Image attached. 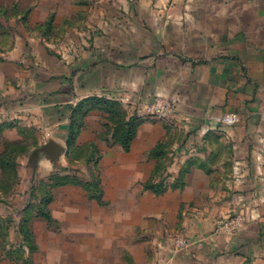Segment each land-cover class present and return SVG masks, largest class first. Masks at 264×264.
<instances>
[{"label":"crops","instance_id":"1","mask_svg":"<svg viewBox=\"0 0 264 264\" xmlns=\"http://www.w3.org/2000/svg\"><path fill=\"white\" fill-rule=\"evenodd\" d=\"M196 1L172 3L175 9L182 10L187 7L224 9L227 3H233V0ZM201 17L163 18L167 29L163 39L160 38L161 45L156 46L155 52L159 54L145 51L139 55L130 46L107 48L105 42L97 48H83L80 59H76L78 62L71 64L70 74H65L64 82L57 74L43 82L39 73L37 76H24L23 72L12 75L0 64V132L12 126L14 139L20 137V131L24 134V131L31 133L33 130L40 138L39 143L45 146L56 141L64 147L63 153L73 149L74 144L95 141L101 130L100 114L88 116L77 137L89 99L97 95V102L102 103L112 97L111 94L115 96L121 89L120 75L126 72L130 88L137 86L138 74H141L145 78V82H140L142 85L146 83L159 90L176 89L182 106L186 107L185 112L193 106L197 115V119L175 118L178 123L186 124L188 119L198 122V128L188 131L186 136L202 138L208 135L213 140L203 148L187 145L185 141L177 146L178 156L168 166V174L162 180L167 188L161 191L159 207H153L152 203L157 199L156 194L139 190L138 186L145 185L154 171L153 161L142 162L140 158L147 155L162 136L154 139L153 134L144 138L139 147L140 129L131 151L124 154V160L119 159L121 150L99 144L112 161L107 167L106 181L104 178V200L109 202L110 213L103 220L102 210L95 209L94 203L92 210H82L84 249L123 248L129 250L125 256L127 264H137L133 249L137 246L135 239L140 230L147 236L146 242L151 244L152 250L169 255L164 264H264L263 60L257 50L247 45L243 35L240 39L234 37L227 27L216 38L203 34L205 25H228L225 16ZM170 26H173L172 31H168ZM196 30L201 32L197 34ZM213 40L211 57L209 52L205 56V52L195 49ZM170 46H174L172 51H166ZM22 54L23 50L14 47L1 56L5 62L12 63ZM199 57L205 58L198 62ZM18 68L21 72L22 67ZM106 70L113 72L112 82L107 80ZM251 87L258 90L256 97L249 96ZM225 111L239 115L232 127L217 126L214 122L215 118L226 115L222 114ZM212 114L215 116L209 118ZM149 123L153 133L158 126L155 122L145 125ZM208 123L214 132L207 133ZM3 134L10 138L6 131ZM68 142H72V147ZM200 151L204 155L199 156ZM59 158H50V165ZM139 191H143L140 199ZM234 214L246 219L245 226L236 234H216V220ZM122 223L129 224V239L125 243L122 230L126 228ZM174 232L198 240L188 248L174 251L172 235H169ZM88 234H92V238Z\"/></svg>","mask_w":264,"mask_h":264},{"label":"rangeland","instance_id":"2","mask_svg":"<svg viewBox=\"0 0 264 264\" xmlns=\"http://www.w3.org/2000/svg\"><path fill=\"white\" fill-rule=\"evenodd\" d=\"M183 1L198 2L0 0V64L12 75L22 72L24 76L39 73L43 82L57 74L60 81L64 82L65 74L70 72L73 62H78L76 59H80L83 48H97L105 42L107 48L130 46L139 55L145 51L156 53V46L161 45L160 38L163 39L167 27L163 25V18L181 16L191 19L221 15L229 21L228 25H205L203 34L216 38L227 27L234 37L240 39L243 35L247 45L259 52L264 65V0H230L233 3H227L224 9H175L172 2L177 4ZM202 1L208 3L210 0ZM146 20L148 23H145ZM149 20L152 21L149 23ZM172 27L168 31H172ZM199 32L201 31L196 30L195 33ZM85 34H89V37ZM214 42H206L204 47L195 49L205 52V56L209 52L211 57ZM14 47L23 50L22 56L12 63L5 62L1 54ZM173 48L174 46H170L165 50L172 51ZM204 58L199 57L198 62ZM19 66L22 67L21 72ZM120 76L121 89L115 96L111 94L112 97H107L102 103L97 102V95L89 99L90 104L83 115V126L77 137L84 129L87 117L92 113L100 114L101 130L96 134V140L83 145L74 144L73 149H67L58 161L53 162V166L50 165L48 153H41L34 163V150L43 146L39 143L40 138L36 131L31 129V133L24 131V134L20 131V137L14 136L17 139L12 138L15 133L12 126H7L0 132V264H127L128 259L125 256L129 250L84 249L81 241L83 209L92 210V204H96L95 209L102 210L103 220L110 213L109 202L104 200V178L106 181L109 175L107 167L112 161L109 154L100 149L99 144H105L112 150H121L119 159L124 160V154L131 151L140 129L142 139L138 143L139 147L144 138L153 134L154 139L162 136L147 155L140 158L142 162L146 159L153 161L154 171L145 185L138 186L139 190L155 193L157 199H153V207H159L162 204L159 200L161 191L167 188L166 182L162 180L168 174V166L178 156L177 146L185 141L187 145L203 148L213 141L208 135L202 138L197 135L186 136L188 131L198 128V122L188 119L185 124L176 120L184 117L196 118L197 115L193 106L185 112L186 107L182 106L176 89L170 87L159 90L146 83L142 85L140 82H145V78L141 74H138L137 86L130 88L129 74L125 72ZM106 78L112 82L113 72L106 70ZM257 95L258 90L251 87L249 96ZM157 101L170 104L165 117L152 113L151 107ZM227 113L239 117L234 112L225 111L222 114ZM213 116L215 115H209V118ZM133 119L138 125L127 151L123 147L122 138L126 128L119 126L133 122ZM147 122H155L158 126L156 131L151 133L153 126L150 123L145 125ZM205 127L207 133L214 132L210 123ZM4 131L8 133L9 139L3 136ZM70 143L68 145L72 147ZM202 155L204 154L200 151L199 156ZM107 161L109 162L104 163ZM204 171L209 174L205 168ZM143 191H139V199L143 197ZM138 204L141 205L140 200ZM219 219L221 220L218 218L216 224ZM122 226L126 228L122 230L125 234L122 242L125 243L129 239V224L122 223ZM169 235H172L174 251L177 250L180 239L189 242L198 240L178 232ZM84 236L87 237V234ZM91 236L93 235L88 234L89 238ZM146 238L139 230L136 241L134 240L137 246L133 252L137 264H164L169 255L162 254L161 250H152ZM134 241L132 239L133 246Z\"/></svg>","mask_w":264,"mask_h":264},{"label":"built area","instance_id":"3","mask_svg":"<svg viewBox=\"0 0 264 264\" xmlns=\"http://www.w3.org/2000/svg\"><path fill=\"white\" fill-rule=\"evenodd\" d=\"M170 104L157 101L152 107V113L155 115L158 114L160 117H165L167 110L169 109ZM238 116L235 114H226L222 117H217L214 119V122L217 126H233L238 121ZM246 224V219L242 217L240 214L229 215L225 218H222L217 222L215 233L218 235L225 234H236L238 233ZM192 245V242L186 240H178L177 247L179 249L188 248Z\"/></svg>","mask_w":264,"mask_h":264},{"label":"water","instance_id":"4","mask_svg":"<svg viewBox=\"0 0 264 264\" xmlns=\"http://www.w3.org/2000/svg\"><path fill=\"white\" fill-rule=\"evenodd\" d=\"M64 147L56 141H50L45 146L33 152L34 163L38 160L40 153H48L52 160H56L63 153Z\"/></svg>","mask_w":264,"mask_h":264},{"label":"trees","instance_id":"5","mask_svg":"<svg viewBox=\"0 0 264 264\" xmlns=\"http://www.w3.org/2000/svg\"><path fill=\"white\" fill-rule=\"evenodd\" d=\"M138 123H135V120L133 119V122H127L124 123L122 125H120L119 127L126 128V131L123 133L122 138H123V147L125 150H129L130 146H131V142L133 141L135 135H136V128H137ZM71 136L73 135L72 133H74L73 127L71 128ZM8 166L10 165V161L8 160Z\"/></svg>","mask_w":264,"mask_h":264}]
</instances>
